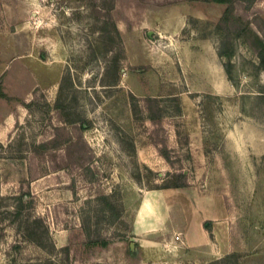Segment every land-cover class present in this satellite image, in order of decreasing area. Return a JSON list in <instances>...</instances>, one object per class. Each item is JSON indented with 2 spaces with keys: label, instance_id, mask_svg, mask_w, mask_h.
<instances>
[{
  "label": "rangeland",
  "instance_id": "374dc122",
  "mask_svg": "<svg viewBox=\"0 0 264 264\" xmlns=\"http://www.w3.org/2000/svg\"><path fill=\"white\" fill-rule=\"evenodd\" d=\"M257 41L264 0H0V264H264Z\"/></svg>",
  "mask_w": 264,
  "mask_h": 264
},
{
  "label": "crops",
  "instance_id": "0c3cea01",
  "mask_svg": "<svg viewBox=\"0 0 264 264\" xmlns=\"http://www.w3.org/2000/svg\"><path fill=\"white\" fill-rule=\"evenodd\" d=\"M35 92L34 91H29L27 95L30 94L33 95ZM26 95V96H27ZM25 96V97H26ZM6 115V114H5ZM13 117V116H12ZM14 119V117H13ZM168 189L166 188H162V189H154L152 191H155L156 193H151L147 194L144 196L143 199V204H142V208L140 211V213L137 216V213L135 215V218L133 220V231L136 234H141V232L146 231L149 228H144L145 225H148L146 218H148V214H152L153 211L155 209V207L158 209L160 207H162L163 204H166V199L167 196L169 195V191H167ZM142 201V200H141ZM138 211V210H137ZM159 211V210H158ZM151 212V213H149ZM197 222H195V237L193 236V234L190 233L188 227H183L182 234H183V243L180 245V251L183 250H189V251H195V254L193 255H187V256H182L180 257L182 260L181 262L186 263L188 260L190 261L191 257H193V259H195L196 261V257L198 259V255L199 253L203 256V257H208V256H212L213 254V246L211 245V238H210V231L207 227V222H204L205 219H210L209 217H203L201 216L200 212H196L195 213ZM137 217V218H136ZM170 229L168 228V231ZM169 242H174L173 239H170L168 241H166V243L164 244L167 245L169 244ZM153 243H157L153 241ZM148 244V243H147ZM179 251V252H180ZM181 253V252H180ZM182 254V253H181ZM185 257H190L188 259H186Z\"/></svg>",
  "mask_w": 264,
  "mask_h": 264
},
{
  "label": "trees",
  "instance_id": "16d2710c",
  "mask_svg": "<svg viewBox=\"0 0 264 264\" xmlns=\"http://www.w3.org/2000/svg\"><path fill=\"white\" fill-rule=\"evenodd\" d=\"M207 2H218V3H226V4H230L232 2V0H205ZM228 9L229 6H227L226 10H225V16L228 13ZM226 17H223L222 19H225ZM221 19V21H222ZM238 35H242V36H246L244 31L241 30L240 33H237ZM250 46L252 47V49L256 52L257 57L259 58V63L264 67V42L261 41H257L256 45L253 42H249ZM225 50H220L218 52L219 56H224L225 54ZM227 55V59L223 60V67L225 72L227 73L228 77L231 76V72H232V64L230 62V54L226 53ZM0 98H6V99H10V97L6 94V92L3 91L2 89V84L0 81ZM145 100L147 101V104L149 106V108L151 109V115L152 117H158L159 113L158 110L155 108V98L153 97H145ZM185 175L184 173H180L176 175L177 181H175L174 183L171 184H165L163 187H174V188H184L187 186V183L184 179ZM103 245H107V242L102 243Z\"/></svg>",
  "mask_w": 264,
  "mask_h": 264
},
{
  "label": "built area",
  "instance_id": "2783aa9c",
  "mask_svg": "<svg viewBox=\"0 0 264 264\" xmlns=\"http://www.w3.org/2000/svg\"><path fill=\"white\" fill-rule=\"evenodd\" d=\"M175 241H179L180 243H183L182 239H181V234L178 232L174 235V242ZM173 245L172 242H169L168 247H171Z\"/></svg>",
  "mask_w": 264,
  "mask_h": 264
},
{
  "label": "water",
  "instance_id": "95a60500",
  "mask_svg": "<svg viewBox=\"0 0 264 264\" xmlns=\"http://www.w3.org/2000/svg\"><path fill=\"white\" fill-rule=\"evenodd\" d=\"M150 33V32H149Z\"/></svg>",
  "mask_w": 264,
  "mask_h": 264
}]
</instances>
